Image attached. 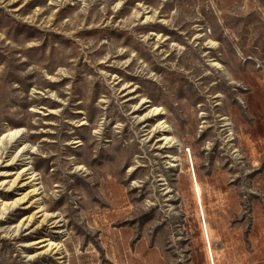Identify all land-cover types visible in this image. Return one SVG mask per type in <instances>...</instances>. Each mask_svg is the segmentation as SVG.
<instances>
[{
  "label": "rangeland",
  "instance_id": "1",
  "mask_svg": "<svg viewBox=\"0 0 264 264\" xmlns=\"http://www.w3.org/2000/svg\"><path fill=\"white\" fill-rule=\"evenodd\" d=\"M16 129L63 232L13 207L0 264H264V0H0Z\"/></svg>",
  "mask_w": 264,
  "mask_h": 264
},
{
  "label": "bare ground",
  "instance_id": "2",
  "mask_svg": "<svg viewBox=\"0 0 264 264\" xmlns=\"http://www.w3.org/2000/svg\"><path fill=\"white\" fill-rule=\"evenodd\" d=\"M146 101L148 100H141V105L136 108L142 109L148 106V104H145ZM161 112L160 107H153L146 113L145 119L150 116H157ZM140 119H142V116ZM168 129V125L163 120H158L150 133L156 134L159 132L158 139L160 141L171 142L172 137L166 133ZM24 132L21 129H16L0 134V188L17 194L12 200L4 201L0 199V215L5 214L15 206H21L22 209L24 208L27 211V215L20 220L16 226L17 230L23 227L30 228L32 222L39 219L40 223L47 224L52 232L59 235L63 232L57 229L62 225V218L58 214L49 211L46 204L43 203V190L38 180V173L33 169L28 159L30 147L32 146L24 142ZM195 185L197 194L200 196V185L198 182ZM32 209L34 210L31 212ZM36 243L38 244L37 247L47 246L42 252L61 253V245L52 241L50 237H39V239L32 242V244ZM59 257L62 256L59 254ZM212 262L214 263V259Z\"/></svg>",
  "mask_w": 264,
  "mask_h": 264
}]
</instances>
